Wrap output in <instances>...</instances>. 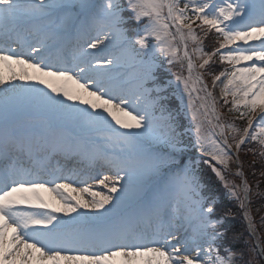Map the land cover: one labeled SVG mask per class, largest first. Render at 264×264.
Returning a JSON list of instances; mask_svg holds the SVG:
<instances>
[{"label": "snow or ice", "instance_id": "6c2138e0", "mask_svg": "<svg viewBox=\"0 0 264 264\" xmlns=\"http://www.w3.org/2000/svg\"><path fill=\"white\" fill-rule=\"evenodd\" d=\"M158 57L180 67L191 143L264 255L248 181L217 167L246 143L264 157V0H0V264H235ZM217 57L212 88L232 121L204 79Z\"/></svg>", "mask_w": 264, "mask_h": 264}, {"label": "rangeland", "instance_id": "374dc122", "mask_svg": "<svg viewBox=\"0 0 264 264\" xmlns=\"http://www.w3.org/2000/svg\"><path fill=\"white\" fill-rule=\"evenodd\" d=\"M126 16H127V13H126ZM137 27H138V25L136 24L135 29ZM204 48H205V51H211V50L214 49V47H212L211 49H208L205 46V43H204ZM158 60H159V63H160V69L157 72V76H158L157 83L162 85V86H164L165 88H167V93H164V95L167 97V99L164 100V101H166V102L168 101V102L172 103V100H173V101L177 102L176 104L178 106L177 107L178 110H176L175 112L174 111H172V112L177 114L179 123L181 125V131L184 132V134L186 133L187 135L190 136V138H189L190 140H188V142L190 143L192 141L193 135H194L193 132L190 130V128H191L190 118H189L188 113L186 112L185 104L182 103L180 98L175 94L176 87H175V83H174V78L172 76V73H174L176 71H179L180 67L176 66V65L167 66L166 67V63L164 62L166 59L163 58V57H158ZM215 60L217 61L218 57ZM218 62H219V60H218ZM223 68L224 67H222V69H220V68L217 69L213 65H211L210 69L204 70V79L208 83L209 89L212 90L214 92V94L217 96V100H218L217 107H218V110L220 111V113L222 114L223 118L225 120L232 121L235 118V114L228 112L227 109H228L229 106H224L222 101L219 99L221 85L219 83H217L216 88L213 89L212 88V75L209 74L210 71L214 72L215 74H218L219 71L223 70ZM160 76H162V77H160ZM169 81H172L171 87L168 86V82ZM185 102H186V97H185ZM21 111L22 112L23 111L27 112V109H21L19 111H15V112L11 113L10 114V119H12L13 117L19 115V113H21ZM235 123H236V125L238 127H241V128L245 126V122L244 121L241 122V120H235ZM184 140H185V137H184ZM185 142H186V140H185ZM230 142H231V140H230ZM249 144H253V143H246L245 145H243L244 148L240 150L239 158H237L236 156H233V159H232V161L229 164L230 167L229 166L227 167V169H231V170L230 171L228 170L226 172V176H224V177H225V180L228 181L229 183H235L237 185H242L243 180L245 179V177H243V179H242V177L238 176L236 174L238 170H242L243 173L245 172L247 178H249L253 173H255V169L252 167V165L257 162V160H258L257 156L258 155L254 156L256 154H254L253 152L249 151V149H246V147ZM232 151L235 152V149H233ZM190 153H191V149L187 148V150H186L184 155H185V157L187 159H190V160L195 162V167L197 169V174L199 176V179H200V182H201V186H202V189H203L204 183H202L200 176H202L203 173H207L206 171H207L208 167L206 169H204V172H202V170L200 168V163L204 162V160L208 159V158L207 157H203L201 155H197V156L194 157ZM237 160L239 161V163H237ZM222 167H224V166H222ZM224 173L225 172H223V174ZM230 174L235 175L237 178L234 177L233 175H230ZM109 175H111V174H109ZM214 175H215V177H217L215 173H214ZM217 179H219V178L217 177ZM219 181H221V180L219 179ZM221 184L224 187V182L223 181H221ZM248 184L252 185V180L251 179H250V181L248 180ZM225 191H226L225 194H226V196H227V198L229 200H236V199L230 198L228 196L227 189H225ZM257 191H258V189H252L251 188V193H250V200H251L250 204L251 205L250 204L248 205V212H249V214L252 217L253 223H254V225L256 227V231H257V223L259 225L261 224V221L258 222V220H259V218H261V215L264 213V203L261 204L260 206H258V204H256L255 206H252V204H253L252 199H253V196L255 194H258ZM241 198L243 199L242 195H241ZM244 211H245L244 209L241 210L240 214H241V217L243 216L245 218ZM246 223H247V226H248V221L247 220H246ZM222 225H225V224H222ZM240 234H241L240 236L239 235L231 236V234H229L222 241V243L224 245H229L228 241H230V239L232 237H234V236H238L239 238L242 237L241 238V242H242V246H243L244 249L243 250L241 249L240 252L237 253V259L235 260V264H243L244 260L240 259L242 256H245V261H247V264H263L262 261L258 260L259 254L256 251H254L255 238L249 234V231L246 229V227L243 228V232H240ZM257 235L259 236L258 233H257ZM259 239H260V236H259ZM262 242L264 244V239H262ZM241 253L243 254L242 256L240 255Z\"/></svg>", "mask_w": 264, "mask_h": 264}, {"label": "trees", "instance_id": "16d2710c", "mask_svg": "<svg viewBox=\"0 0 264 264\" xmlns=\"http://www.w3.org/2000/svg\"><path fill=\"white\" fill-rule=\"evenodd\" d=\"M204 43L208 49H211L212 47H216L217 46L216 34L214 32L210 33L208 37L204 40ZM222 65L223 64L218 62V60L214 62V66L217 68L222 67ZM185 138H190V136L185 135ZM188 146L192 147V145H188ZM193 147L195 146L193 145ZM257 155L258 154L254 156H257ZM257 159H258L257 162L252 165V167L255 169V174H252L250 178L252 179V187L254 189H258L257 193H264V175H261V173L264 172V160H263V157H260L259 155L257 156ZM221 202H222V206L224 207L226 206L230 207V203H232L230 200L226 199L224 196H221ZM263 203H264V195L255 194L254 199H253V204H258V206H260ZM235 212H236V215L231 220L233 221L232 227L237 228V229H243L245 227V224H243V222L241 221V214H240L241 211L236 207ZM259 228H261L258 231L259 234L264 237V223H262V226ZM238 244H240L241 246L242 244L241 239L238 240Z\"/></svg>", "mask_w": 264, "mask_h": 264}, {"label": "bare ground", "instance_id": "6f19581e", "mask_svg": "<svg viewBox=\"0 0 264 264\" xmlns=\"http://www.w3.org/2000/svg\"><path fill=\"white\" fill-rule=\"evenodd\" d=\"M71 166V165H70ZM107 174H111V173H107ZM97 190H99V188H97ZM45 195H47V194H45Z\"/></svg>", "mask_w": 264, "mask_h": 264}]
</instances>
